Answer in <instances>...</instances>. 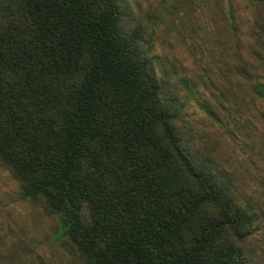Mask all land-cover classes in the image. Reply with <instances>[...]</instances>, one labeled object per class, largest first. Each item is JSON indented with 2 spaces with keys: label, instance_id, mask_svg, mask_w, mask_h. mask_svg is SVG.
Here are the masks:
<instances>
[{
  "label": "trees",
  "instance_id": "16d2710c",
  "mask_svg": "<svg viewBox=\"0 0 264 264\" xmlns=\"http://www.w3.org/2000/svg\"><path fill=\"white\" fill-rule=\"evenodd\" d=\"M126 15L122 0H0V164L83 264H258V216L195 152Z\"/></svg>",
  "mask_w": 264,
  "mask_h": 264
},
{
  "label": "rangeland",
  "instance_id": "374dc122",
  "mask_svg": "<svg viewBox=\"0 0 264 264\" xmlns=\"http://www.w3.org/2000/svg\"><path fill=\"white\" fill-rule=\"evenodd\" d=\"M126 26L175 98L195 152L258 216L248 244L264 264V42L253 0H122ZM260 39V40H259ZM55 214L0 164V264H83Z\"/></svg>",
  "mask_w": 264,
  "mask_h": 264
}]
</instances>
